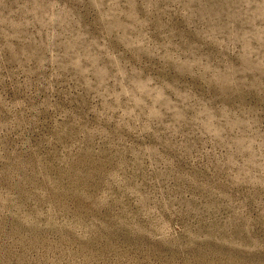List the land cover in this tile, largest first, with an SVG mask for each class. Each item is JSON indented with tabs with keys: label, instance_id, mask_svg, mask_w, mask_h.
I'll use <instances>...</instances> for the list:
<instances>
[{
	"label": "rangeland",
	"instance_id": "374dc122",
	"mask_svg": "<svg viewBox=\"0 0 264 264\" xmlns=\"http://www.w3.org/2000/svg\"><path fill=\"white\" fill-rule=\"evenodd\" d=\"M0 264H264V0H0Z\"/></svg>",
	"mask_w": 264,
	"mask_h": 264
}]
</instances>
